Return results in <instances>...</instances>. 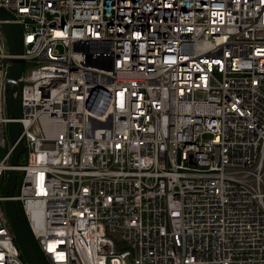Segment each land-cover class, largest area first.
<instances>
[{
  "label": "built area",
  "instance_id": "built-area-1",
  "mask_svg": "<svg viewBox=\"0 0 264 264\" xmlns=\"http://www.w3.org/2000/svg\"><path fill=\"white\" fill-rule=\"evenodd\" d=\"M0 8V183L20 58L13 199L48 264H264V0ZM4 199L0 264H25Z\"/></svg>",
  "mask_w": 264,
  "mask_h": 264
},
{
  "label": "water",
  "instance_id": "water-1",
  "mask_svg": "<svg viewBox=\"0 0 264 264\" xmlns=\"http://www.w3.org/2000/svg\"><path fill=\"white\" fill-rule=\"evenodd\" d=\"M11 18L12 16L6 10L0 8V20H8ZM1 26L7 38L10 54L22 55L24 52V47L22 42L21 26L17 23H2ZM22 68L23 60L20 58L13 59L7 75L8 80L5 84L6 112L9 118L12 119V121H10L8 124V136L13 150L4 183V205L13 235L16 239V243L25 256L26 260L29 264H41L26 236L20 219L18 218L15 201L13 199L17 185V166H19V158L25 150L24 144L19 139L21 130L20 124L16 121V119L19 117V107L18 99L15 96V92L17 91L16 81L21 74Z\"/></svg>",
  "mask_w": 264,
  "mask_h": 264
},
{
  "label": "trees",
  "instance_id": "trees-1",
  "mask_svg": "<svg viewBox=\"0 0 264 264\" xmlns=\"http://www.w3.org/2000/svg\"><path fill=\"white\" fill-rule=\"evenodd\" d=\"M24 161H25V155L22 154V156L19 159V164H23ZM5 176L6 175H4V177L2 178L1 183H0V194L3 195V196H4V181H5ZM21 180H22V173L20 171H18V174H17V185H16L15 193H17L18 190H19V186L21 184ZM2 206H3L4 212L6 214V217L8 219V215H7V212H6V209H5L4 202L2 203ZM15 206H16L18 218L20 219V222L22 224V227H23V229H24V231L26 233V236H27L30 244L32 245V247H33L36 255L38 256L41 264H48L45 256L39 250V248L37 246V243H36L35 239L33 238V235H32L31 230L29 228L28 222H27V220H26V218H25V216L23 214V210H22V207H21L20 203L17 202V201H15ZM8 223H9V219H8ZM9 226H10V223H9ZM10 230L12 232L11 226H10ZM12 235H13V232H12ZM13 239H14L16 248L18 249L22 260L24 261L25 264H29L28 261L26 260L25 256L21 252L19 246L17 245L16 239H15L14 235H13Z\"/></svg>",
  "mask_w": 264,
  "mask_h": 264
},
{
  "label": "rangeland",
  "instance_id": "rangeland-1",
  "mask_svg": "<svg viewBox=\"0 0 264 264\" xmlns=\"http://www.w3.org/2000/svg\"><path fill=\"white\" fill-rule=\"evenodd\" d=\"M60 50H62V48H60ZM7 144H8V141H7ZM4 152V149L0 146V155ZM5 180H6V176H5ZM5 183V181H4Z\"/></svg>",
  "mask_w": 264,
  "mask_h": 264
},
{
  "label": "bare ground",
  "instance_id": "bare-ground-1",
  "mask_svg": "<svg viewBox=\"0 0 264 264\" xmlns=\"http://www.w3.org/2000/svg\"><path fill=\"white\" fill-rule=\"evenodd\" d=\"M21 156H22V155H21ZM21 156H20V157H21ZM19 159H20V158H19ZM19 165H21V164H19ZM17 167H18V166H17ZM17 173H18V170H17Z\"/></svg>",
  "mask_w": 264,
  "mask_h": 264
}]
</instances>
